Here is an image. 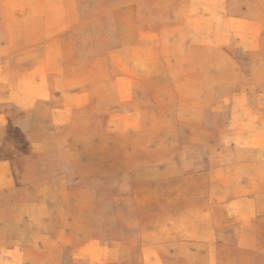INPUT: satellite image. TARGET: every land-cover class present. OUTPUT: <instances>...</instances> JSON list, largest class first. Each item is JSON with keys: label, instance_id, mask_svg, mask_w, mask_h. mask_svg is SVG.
I'll return each instance as SVG.
<instances>
[{"label": "rangeland", "instance_id": "1", "mask_svg": "<svg viewBox=\"0 0 264 264\" xmlns=\"http://www.w3.org/2000/svg\"><path fill=\"white\" fill-rule=\"evenodd\" d=\"M233 5L261 17L264 48V0ZM0 9L13 30L16 0H0ZM111 21L97 36L104 60L88 70L86 98L57 99L40 114L3 116L5 148L15 155L21 187L11 199L22 205L3 218L30 222L32 243L16 250L0 236V264H207L184 244L197 225L202 185L195 176L217 172L218 195L225 174L264 172L258 161H264V131L257 129L264 114L255 113L264 102V49L245 53L240 37L216 52L200 48L189 56L194 66L162 75L152 69L154 83H117V73L128 71V50H116L126 36L107 33ZM201 22L202 40L208 21ZM223 23L216 19L217 39ZM142 63L132 68L140 78L150 73ZM243 87L253 95L244 103L237 95ZM64 103L71 113H61Z\"/></svg>", "mask_w": 264, "mask_h": 264}, {"label": "crops", "instance_id": "2", "mask_svg": "<svg viewBox=\"0 0 264 264\" xmlns=\"http://www.w3.org/2000/svg\"><path fill=\"white\" fill-rule=\"evenodd\" d=\"M16 2L13 30L7 25L8 15L0 9V35L3 36L0 40V236L6 237L13 249L28 248L32 230L31 223L23 221V216L3 218L4 212L22 206L11 199L21 187L13 169L15 155L5 148L7 124L3 116L12 112L40 114L45 108H55L57 99L86 98L88 70L104 60L97 36L105 33V19L112 20L108 24L112 30L107 33L126 36L122 37L126 41H120L116 50L121 53L128 50V71L117 73L114 79L117 83H154L152 69L159 68L155 71L162 75L172 68L194 66L195 60L189 56L200 48L216 52L231 40L238 43L240 37L245 39L243 52L252 54L264 49L259 44L263 36L261 17L250 14L244 6L233 5L235 0L230 3L228 0ZM216 19L224 22L219 27L222 39H217L215 34ZM203 20L208 21V26L207 36L201 40ZM239 25L243 31L235 27ZM87 44L92 48L90 55ZM124 60L117 59L112 65L119 67ZM137 60L150 68L144 78L139 77L137 69H132ZM248 62L253 66L263 63ZM162 80L163 76L159 82ZM95 81L96 87L103 84L101 78ZM237 95L243 97V103L253 97L244 87ZM61 108L64 110L61 113H71L68 103ZM255 113L264 114V102L256 105ZM257 129L264 131V126ZM258 161L264 163L262 159ZM216 174L209 171L195 176L199 187L202 185V194L195 199L197 225L191 243L184 244L190 245L194 258L207 260V264H264V172L225 174V180L218 182V195L213 194ZM20 243L23 245L18 246Z\"/></svg>", "mask_w": 264, "mask_h": 264}]
</instances>
